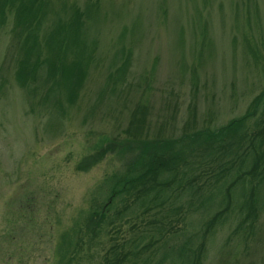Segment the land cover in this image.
<instances>
[{"label": "rangeland", "instance_id": "374dc122", "mask_svg": "<svg viewBox=\"0 0 264 264\" xmlns=\"http://www.w3.org/2000/svg\"><path fill=\"white\" fill-rule=\"evenodd\" d=\"M53 1L47 25L63 17V3L76 4L90 12L83 17L86 38L97 44L77 99L55 107L42 100L45 86L28 95L16 82L12 17L0 27V264L69 261L59 263L62 234L108 199L107 180L122 173L128 160L109 153L91 168L77 170V162L101 140L124 137L130 121L140 122L138 137L145 140L214 129L243 114L264 88V0ZM120 47L130 60L125 78L114 83L107 75L121 63ZM140 106L142 120L133 116ZM204 171L195 162L188 175L194 188L172 189L171 199L180 209L169 219L171 212L157 215L143 206L139 210L137 203L132 212L119 215L125 204L119 201L110 210L113 221L97 237H77L70 264H101L109 245L123 238L142 236L138 241L146 243L158 217L169 222L163 236L170 249L168 255L165 248L153 254L152 262L162 258V264H180L172 247L199 233L203 220L218 209L215 204L206 214L198 207L210 182L211 171ZM236 220L218 225L202 264L228 258L232 264L238 259L264 264V210L257 236L240 245V252H231ZM227 243L228 251L223 249ZM139 264L150 262L140 259Z\"/></svg>", "mask_w": 264, "mask_h": 264}, {"label": "trees", "instance_id": "16d2710c", "mask_svg": "<svg viewBox=\"0 0 264 264\" xmlns=\"http://www.w3.org/2000/svg\"><path fill=\"white\" fill-rule=\"evenodd\" d=\"M53 4V0H0V27L8 16L12 17L10 32L16 47V82L28 95L45 86L42 100L63 107L65 100L70 104L77 99L97 41L86 38L83 17L88 18L90 12L73 3L67 7L63 3V17L58 15L51 26L47 25ZM249 50L258 59L257 51L251 46ZM117 52L121 63L107 75V80L114 83L125 78L130 60V53L123 48ZM144 112V106L137 107L133 116L140 118ZM139 124L130 121L131 127L123 130L124 137L101 140L77 162L75 168L84 171L109 153L128 158L124 171L107 180L110 183L108 199L88 209L85 218L62 234L59 263L69 260L64 263L70 264L76 241L80 240L78 236L89 233L97 237L104 225L113 221L110 210L119 201L125 203L121 210L116 209L119 215L127 210L132 212L137 203L139 210L143 206L144 211L157 215L171 212L166 215L167 219L174 216L172 212L180 208L171 199L172 189L181 192L186 187L194 188L193 175H188L195 162L206 169L204 172L211 171L207 172L210 182H205L207 193L201 194L198 207L206 214L215 204L218 209L203 220L199 233L187 237L181 246L172 247L170 251L176 252L180 264H202L207 242L216 235L218 225L233 217L237 224L232 231L234 247H230V251L240 252V245L257 236L258 219L264 210V88L253 97L243 114L214 129L186 132L178 139L145 140L138 137ZM157 221L160 222L148 235L146 243L139 242L142 236L114 241L103 254L101 264H139L140 259L162 264V258L152 262V255H159L164 248L168 255L170 246L163 234H167L164 231L169 222L159 217L154 220ZM197 240L198 244L193 247ZM224 245L223 249L228 251L230 244ZM220 260L219 264H232L229 258ZM234 261L233 264H241L239 259Z\"/></svg>", "mask_w": 264, "mask_h": 264}]
</instances>
